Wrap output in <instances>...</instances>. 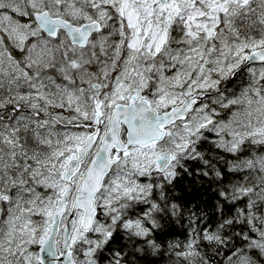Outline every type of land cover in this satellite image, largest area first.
Returning <instances> with one entry per match:
<instances>
[{"label":"snow or ice","instance_id":"snow-or-ice-1","mask_svg":"<svg viewBox=\"0 0 264 264\" xmlns=\"http://www.w3.org/2000/svg\"><path fill=\"white\" fill-rule=\"evenodd\" d=\"M0 264H264V0H0Z\"/></svg>","mask_w":264,"mask_h":264}]
</instances>
